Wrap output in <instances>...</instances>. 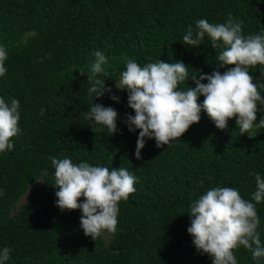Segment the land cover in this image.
<instances>
[{"label":"trees","instance_id":"obj_1","mask_svg":"<svg viewBox=\"0 0 264 264\" xmlns=\"http://www.w3.org/2000/svg\"><path fill=\"white\" fill-rule=\"evenodd\" d=\"M229 14L243 22L245 36L264 33V0H0V46L7 52L0 98L20 104L14 148L0 153V249H12L6 264H211L187 232L191 204L217 186L232 187L251 202L254 173L264 177V129L249 138L239 134L233 119L218 130L201 111L199 122L180 140L162 148L147 140L137 160L139 131L130 133L125 123L126 114L134 113L127 92L115 84L125 57L141 67L182 61L189 78L192 69L223 73L227 68L216 65L221 49H212L207 36L188 48L183 35L189 25L195 31L198 20L224 23ZM96 50L111 65L110 75L102 78L112 91L93 100L87 76ZM249 72L264 80V66ZM188 86L195 87L192 81ZM260 93L264 96V90ZM93 103L117 111V134L106 128L93 133L90 128L102 127L85 119ZM261 111L256 123L264 106ZM53 156L125 168L136 177V191L118 205L115 234L105 231L106 238L102 233L93 241L80 227V210L56 207ZM36 183L39 191H30ZM256 209L264 245V201ZM234 255L237 264H264L243 246Z\"/></svg>","mask_w":264,"mask_h":264},{"label":"clouds","instance_id":"obj_2","mask_svg":"<svg viewBox=\"0 0 264 264\" xmlns=\"http://www.w3.org/2000/svg\"><path fill=\"white\" fill-rule=\"evenodd\" d=\"M195 31L189 25L183 35V44L188 48L200 46L207 36L212 49H221L217 56L218 68H227L221 73L201 74L193 70L189 78V66L182 61L172 63L153 62L141 67L135 59L125 57V70L120 73L117 90L127 92V107L134 115H127L125 123L130 133L139 131L136 139L135 158L142 159L141 150L147 140H154L157 148L180 140L190 128L200 120L205 112L218 130H224L230 120L235 119L239 134L255 137L264 129V116L257 121L258 111L264 106V80H254L249 69L264 66V33L245 36L243 22L231 14L224 23H210L206 19L196 22ZM87 81V94L94 100L105 92L102 77L110 75L107 57L103 51L93 53ZM6 49L0 46V77L6 74ZM84 75L83 70L80 72ZM264 76V72H262ZM192 81L195 87L188 86ZM206 81V83H205ZM187 82L185 88L179 85ZM203 97V103L198 98ZM110 99L119 102V97ZM19 101L15 98L6 102L0 98V153L14 148L12 138L18 132L20 120ZM40 115H43L41 109ZM85 119L102 127L90 128L94 131L107 129L109 135L117 134L118 113L112 107L92 104ZM55 169L56 207L61 211L80 210V227L85 237L95 241L105 231L115 234L119 203L127 201L136 189V177L125 168L110 170L107 167L90 166L87 162L74 164L70 158L49 157ZM256 190L251 202L242 198L232 187H211L190 207L188 234L196 251L206 254L211 264H237L234 250L243 246L252 253L253 260L264 258L256 205L264 201V177L254 173ZM201 180L200 184L203 185ZM0 191V195H2ZM83 198V202L81 201ZM12 249H0V264L10 260Z\"/></svg>","mask_w":264,"mask_h":264},{"label":"rangeland","instance_id":"obj_3","mask_svg":"<svg viewBox=\"0 0 264 264\" xmlns=\"http://www.w3.org/2000/svg\"><path fill=\"white\" fill-rule=\"evenodd\" d=\"M38 187H39V184L36 183L30 187V191H39ZM29 195H30V193L28 192V194H26L25 198H27ZM103 236L106 238L108 235H107V233H104Z\"/></svg>","mask_w":264,"mask_h":264}]
</instances>
